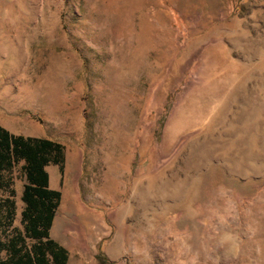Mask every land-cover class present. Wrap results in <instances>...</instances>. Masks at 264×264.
Instances as JSON below:
<instances>
[{"label": "rangeland", "instance_id": "374dc122", "mask_svg": "<svg viewBox=\"0 0 264 264\" xmlns=\"http://www.w3.org/2000/svg\"><path fill=\"white\" fill-rule=\"evenodd\" d=\"M0 126L60 145L63 264H264V0H0Z\"/></svg>", "mask_w": 264, "mask_h": 264}, {"label": "trees", "instance_id": "16d2710c", "mask_svg": "<svg viewBox=\"0 0 264 264\" xmlns=\"http://www.w3.org/2000/svg\"><path fill=\"white\" fill-rule=\"evenodd\" d=\"M60 156L58 143L41 137L16 135L0 126V171L12 169L19 161L24 162L27 181L21 197L25 203L23 217L27 220V233L39 241L28 249L11 245L9 257L0 259V264L65 262L66 251L49 236L60 192L49 187V177L45 170L47 164L59 163Z\"/></svg>", "mask_w": 264, "mask_h": 264}, {"label": "bare ground", "instance_id": "6f19581e", "mask_svg": "<svg viewBox=\"0 0 264 264\" xmlns=\"http://www.w3.org/2000/svg\"><path fill=\"white\" fill-rule=\"evenodd\" d=\"M84 217H86V215L83 214Z\"/></svg>", "mask_w": 264, "mask_h": 264}, {"label": "crops", "instance_id": "0c3cea01", "mask_svg": "<svg viewBox=\"0 0 264 264\" xmlns=\"http://www.w3.org/2000/svg\"><path fill=\"white\" fill-rule=\"evenodd\" d=\"M49 257H51V256L49 255Z\"/></svg>", "mask_w": 264, "mask_h": 264}]
</instances>
